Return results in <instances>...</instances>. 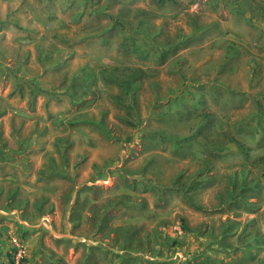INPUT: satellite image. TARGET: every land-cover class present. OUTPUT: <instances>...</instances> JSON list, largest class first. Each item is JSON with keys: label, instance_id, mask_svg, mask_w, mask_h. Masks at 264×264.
Returning <instances> with one entry per match:
<instances>
[{"label": "rangeland", "instance_id": "obj_1", "mask_svg": "<svg viewBox=\"0 0 264 264\" xmlns=\"http://www.w3.org/2000/svg\"><path fill=\"white\" fill-rule=\"evenodd\" d=\"M130 256L264 264V0H0V264Z\"/></svg>", "mask_w": 264, "mask_h": 264}, {"label": "trees", "instance_id": "obj_2", "mask_svg": "<svg viewBox=\"0 0 264 264\" xmlns=\"http://www.w3.org/2000/svg\"><path fill=\"white\" fill-rule=\"evenodd\" d=\"M169 51H167V50H164V53H168ZM164 55V54H163ZM162 55V56H163ZM140 70L143 72L144 71V69L143 68H140ZM140 79V78H139ZM129 83V81H127V84ZM137 85H139V84H137ZM131 260H133L132 258H131V256L130 257H128V260L127 259H125V258H122L121 260H120V262L118 263V264H133V261H131ZM14 262V259H12L11 260V263H13ZM153 262H156V261H153ZM143 264H145V263H143Z\"/></svg>", "mask_w": 264, "mask_h": 264}, {"label": "crops", "instance_id": "obj_3", "mask_svg": "<svg viewBox=\"0 0 264 264\" xmlns=\"http://www.w3.org/2000/svg\"><path fill=\"white\" fill-rule=\"evenodd\" d=\"M248 12H250V14L252 13L250 10H248ZM236 39H239V38L234 33H229V42L235 41ZM237 41L238 40H236L235 42H237Z\"/></svg>", "mask_w": 264, "mask_h": 264}]
</instances>
